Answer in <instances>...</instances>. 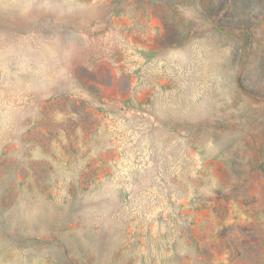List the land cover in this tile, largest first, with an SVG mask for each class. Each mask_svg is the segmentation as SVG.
Here are the masks:
<instances>
[{
	"label": "rangeland",
	"instance_id": "rangeland-1",
	"mask_svg": "<svg viewBox=\"0 0 264 264\" xmlns=\"http://www.w3.org/2000/svg\"><path fill=\"white\" fill-rule=\"evenodd\" d=\"M10 2L0 264H264V0Z\"/></svg>",
	"mask_w": 264,
	"mask_h": 264
},
{
	"label": "clouds",
	"instance_id": "clouds-1",
	"mask_svg": "<svg viewBox=\"0 0 264 264\" xmlns=\"http://www.w3.org/2000/svg\"><path fill=\"white\" fill-rule=\"evenodd\" d=\"M5 9H12L17 12L20 16H26L34 7V0H11L10 3L3 5ZM35 7H47L46 5H35ZM48 56L45 58V54L41 52L38 57H32L29 54L25 55L23 53H18L12 45H6L2 50H0V60L4 62L5 72L7 73V67L12 62L13 59L17 57H22L25 60V63L32 61L36 64L35 69H31L34 75L40 77V86H51L54 85L57 78L63 75L64 70L61 69L59 72L54 71L55 64L51 67L49 66V60L54 61L56 64L59 63L56 60V53L51 49L47 50Z\"/></svg>",
	"mask_w": 264,
	"mask_h": 264
}]
</instances>
